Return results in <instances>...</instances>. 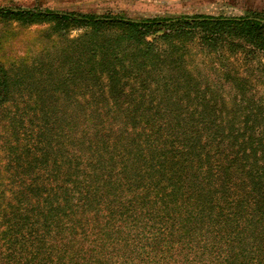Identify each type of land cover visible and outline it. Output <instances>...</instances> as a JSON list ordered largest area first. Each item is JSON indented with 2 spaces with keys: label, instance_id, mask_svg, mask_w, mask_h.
I'll list each match as a JSON object with an SVG mask.
<instances>
[{
  "label": "trees",
  "instance_id": "obj_1",
  "mask_svg": "<svg viewBox=\"0 0 264 264\" xmlns=\"http://www.w3.org/2000/svg\"><path fill=\"white\" fill-rule=\"evenodd\" d=\"M0 27V264H264V11Z\"/></svg>",
  "mask_w": 264,
  "mask_h": 264
},
{
  "label": "rangeland",
  "instance_id": "obj_2",
  "mask_svg": "<svg viewBox=\"0 0 264 264\" xmlns=\"http://www.w3.org/2000/svg\"><path fill=\"white\" fill-rule=\"evenodd\" d=\"M0 6L37 7L84 14H122L133 19L211 15L238 17L264 11V0H0ZM7 28L0 33L7 36ZM18 38H3L0 59H10ZM5 49V50H4ZM6 52V53H5Z\"/></svg>",
  "mask_w": 264,
  "mask_h": 264
}]
</instances>
